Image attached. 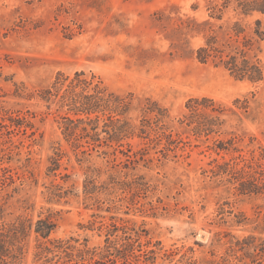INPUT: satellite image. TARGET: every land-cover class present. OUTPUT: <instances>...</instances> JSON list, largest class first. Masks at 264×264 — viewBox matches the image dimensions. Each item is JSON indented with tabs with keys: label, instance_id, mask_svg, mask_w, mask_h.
I'll use <instances>...</instances> for the list:
<instances>
[{
	"label": "rangeland",
	"instance_id": "rangeland-1",
	"mask_svg": "<svg viewBox=\"0 0 264 264\" xmlns=\"http://www.w3.org/2000/svg\"><path fill=\"white\" fill-rule=\"evenodd\" d=\"M250 1L0 0V124L17 114L36 117L26 134L0 128V171L24 181L7 201L6 220L51 216L54 238L88 239L91 247L104 245L101 225L117 223L142 234L155 264H242L237 242L264 239V194H241L231 168L254 157L264 170V81L237 80L195 52L210 35L227 49L237 45L235 24L248 40L258 19L264 31L263 15L245 16L238 6ZM253 44L247 55L264 65V41ZM82 71L133 95L129 117L137 127L153 122L145 107L166 110L172 144L65 139L64 113L39 94L60 73ZM193 99L201 105L188 106ZM195 121L215 132L196 134ZM92 174L98 190L87 196ZM35 244L32 238L26 264H35Z\"/></svg>",
	"mask_w": 264,
	"mask_h": 264
},
{
	"label": "trees",
	"instance_id": "trees-1",
	"mask_svg": "<svg viewBox=\"0 0 264 264\" xmlns=\"http://www.w3.org/2000/svg\"><path fill=\"white\" fill-rule=\"evenodd\" d=\"M238 6L245 16L253 14L264 16L262 0L240 2ZM217 13L218 11H214L211 17L221 20L222 16ZM255 25L251 40L246 39L245 30L239 24L233 26L232 33L237 45L228 46L231 50L218 44L215 36H208L205 44L196 50V59L202 64L212 62L224 68L237 80H247L254 84L263 82V62L257 57L250 58L247 55L253 43L264 41L263 21L258 19ZM39 97L47 103L49 109L57 107V112L64 113L60 118V129L65 139L76 141L90 139L93 145H100L102 139L107 141L109 139L110 142H115L122 147L126 139L139 136L153 139L154 142L166 139L169 145L172 144L173 136L167 133L164 125V120L167 118L166 110L158 107L156 103L145 107L143 109L145 113L154 117L153 122L143 119L141 127H137L129 117L134 105L133 95L122 96L110 91L104 81L94 74L89 76L82 71L71 77L60 73L52 86L42 91ZM208 101L213 102V100ZM193 103L199 104V101L193 99L188 106ZM198 110L199 108L196 107L192 111L196 113ZM35 119L36 117L30 113L17 114L3 121L0 128L5 129L12 136L18 133L26 134L28 130L35 129ZM194 123L196 134L210 136L215 132L213 126L207 125L205 121ZM153 124H156V127ZM0 152H3L1 147ZM127 157L131 158L129 155ZM243 161L245 165L240 170L231 168L236 179L241 176L239 192L245 195L264 194L262 166L255 161L254 157L251 160L243 158ZM55 164L58 165L56 162ZM55 170L56 167L49 169L50 172ZM6 173V169L0 171V264H26L32 238L36 243L35 264H155L156 258L150 257V254L155 252L144 250L141 242L142 234L135 229H130L127 225L117 223L101 225L97 230L106 232L104 245L91 247L88 239L81 242L76 238H54L57 221L51 216L34 222L31 218L21 215L7 221V201L20 192L24 181L18 183L15 176ZM96 183L97 177L93 174L88 175L85 182L87 196L97 192ZM119 184L121 189H124L123 185ZM236 246L240 248L239 251L244 252L240 257L242 264H264V239L250 237L244 242L238 241Z\"/></svg>",
	"mask_w": 264,
	"mask_h": 264
}]
</instances>
